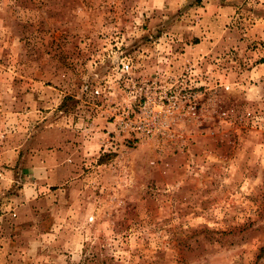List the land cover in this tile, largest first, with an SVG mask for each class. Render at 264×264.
Masks as SVG:
<instances>
[{"label":"rangeland","instance_id":"374dc122","mask_svg":"<svg viewBox=\"0 0 264 264\" xmlns=\"http://www.w3.org/2000/svg\"><path fill=\"white\" fill-rule=\"evenodd\" d=\"M263 60L264 0H0V264H264Z\"/></svg>","mask_w":264,"mask_h":264},{"label":"built area","instance_id":"2783aa9c","mask_svg":"<svg viewBox=\"0 0 264 264\" xmlns=\"http://www.w3.org/2000/svg\"><path fill=\"white\" fill-rule=\"evenodd\" d=\"M161 115L162 112H160V114L158 115L155 114L153 117L150 116V121L145 120L140 123L136 121L135 123H132V125H134L136 131L141 132L144 136H154L157 133H160L168 123L167 119L165 117H162Z\"/></svg>","mask_w":264,"mask_h":264},{"label":"crops","instance_id":"0c3cea01","mask_svg":"<svg viewBox=\"0 0 264 264\" xmlns=\"http://www.w3.org/2000/svg\"><path fill=\"white\" fill-rule=\"evenodd\" d=\"M264 64H262L261 66H263Z\"/></svg>","mask_w":264,"mask_h":264},{"label":"trees","instance_id":"16d2710c","mask_svg":"<svg viewBox=\"0 0 264 264\" xmlns=\"http://www.w3.org/2000/svg\"><path fill=\"white\" fill-rule=\"evenodd\" d=\"M264 61V60H263Z\"/></svg>","mask_w":264,"mask_h":264}]
</instances>
